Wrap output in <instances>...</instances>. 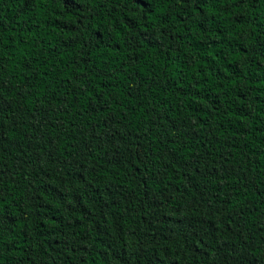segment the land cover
<instances>
[{
	"label": "trees",
	"instance_id": "obj_1",
	"mask_svg": "<svg viewBox=\"0 0 264 264\" xmlns=\"http://www.w3.org/2000/svg\"><path fill=\"white\" fill-rule=\"evenodd\" d=\"M0 264H264V0H0Z\"/></svg>",
	"mask_w": 264,
	"mask_h": 264
}]
</instances>
